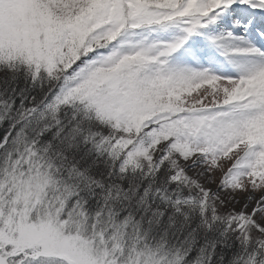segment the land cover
<instances>
[{"label":"snow or ice","instance_id":"1","mask_svg":"<svg viewBox=\"0 0 264 264\" xmlns=\"http://www.w3.org/2000/svg\"><path fill=\"white\" fill-rule=\"evenodd\" d=\"M0 264H264V0H0Z\"/></svg>","mask_w":264,"mask_h":264}]
</instances>
